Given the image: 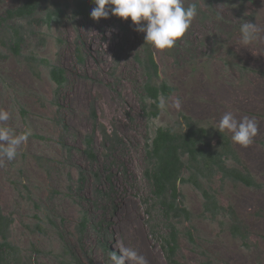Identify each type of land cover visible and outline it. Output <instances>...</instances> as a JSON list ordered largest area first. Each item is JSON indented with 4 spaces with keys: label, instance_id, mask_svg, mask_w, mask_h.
I'll return each instance as SVG.
<instances>
[{
    "label": "rangeland",
    "instance_id": "374dc122",
    "mask_svg": "<svg viewBox=\"0 0 264 264\" xmlns=\"http://www.w3.org/2000/svg\"><path fill=\"white\" fill-rule=\"evenodd\" d=\"M44 2L61 3L68 14L75 6L74 0ZM23 3L0 0V22ZM184 4H198L201 13L171 50L153 48L161 80L176 88L171 98L163 99V112L157 119L144 111L145 77L137 61L148 43L130 18L111 14L99 20L68 18L52 28L18 21L0 29V109L10 113L7 124L17 134L27 129L32 133L14 160L0 161V207L15 220L11 242L26 259L62 264L68 243L85 264L92 260L114 264L93 229L84 242L78 232L89 208L81 197H92L98 185L96 172L103 169L102 181L113 173L117 192L113 198L118 210L110 219L114 250L120 255L124 249L135 250L148 264H168L163 250L165 221L147 201L152 197L145 178L146 150L159 128H176L182 115L205 125H216L226 112L238 121L254 118L258 133L253 143L246 148L234 145L244 166L264 184V0H184ZM244 22L260 29L248 45L240 42L239 28ZM15 25L29 34L22 56L10 48V28ZM30 56L65 69L69 83L59 89L46 67L38 68L35 76L27 62ZM93 107L100 124L123 139L112 155L99 132L96 165L84 153L85 137L95 130ZM108 156H114L113 160L103 168ZM81 169L88 177L83 195L78 193ZM215 188L222 204L233 208L248 227L249 240L234 236L228 215L217 220L203 217L201 192L184 185L186 205L195 215L192 225L199 249L183 237L180 259L185 264H264V188L221 181ZM188 225L179 224L181 228ZM34 248L43 255L38 256Z\"/></svg>",
    "mask_w": 264,
    "mask_h": 264
},
{
    "label": "trees",
    "instance_id": "16d2710c",
    "mask_svg": "<svg viewBox=\"0 0 264 264\" xmlns=\"http://www.w3.org/2000/svg\"><path fill=\"white\" fill-rule=\"evenodd\" d=\"M75 6L68 14L67 7L61 3L45 4L44 0H24L22 6L16 10L7 12L0 22V29L4 24L26 22L28 26L45 25L50 28L70 18L73 20L87 19L91 10L95 7L93 0H74ZM198 13L200 6L195 4ZM13 34L10 38V48L17 55L22 56L23 47L26 44L28 32L23 26L15 25L10 28ZM81 61L85 60L81 57ZM139 66L145 77L142 86V98L144 111L150 119H157L163 112V99L171 98L176 93V88L167 81L161 80V66L154 49L149 45L144 46L143 52L137 56ZM32 73L37 76V69L46 67L50 70L52 81L59 89L69 83L68 73L65 69L53 66L49 61L35 56L27 58ZM92 116L95 130L85 137V155L92 165L99 163V155L96 149L97 134L100 132L104 138V147L112 151L123 144V139L116 131L111 133L108 128L100 124L98 112L92 108ZM216 125H205L193 117L182 115L176 128L161 127L157 130L152 143L147 145L145 178L151 187V199L147 200L153 209L160 210L166 235L163 242V250L168 264H185L181 258L182 238L189 240L190 244L199 249L196 228L192 225L195 219L194 213L186 205V196L182 191L184 185H191L201 192L203 202V217L214 220L223 215H228L231 222V230L236 238L249 240V229L242 222L233 208H226L215 188L218 181L224 184L233 182L243 184L251 188L262 189L264 184L259 182L247 167L244 166L236 146L228 132H219ZM69 130V125H65ZM74 150L73 147L70 149ZM114 156H108L103 168L113 160ZM233 163V164H231ZM114 164V162H112ZM103 169L96 172L98 182L92 197L87 200L85 186L88 183L87 171L81 169L80 185L78 193L82 194V200L88 202V207L83 213L79 225L81 242H84L90 230L97 235L100 245L108 257L112 253L120 255L114 250L111 242L114 233L112 230L111 214L116 213L113 196L117 194L113 173L105 182ZM73 190V187L71 188ZM188 223L185 228L179 224ZM15 220L7 216L0 207V264H48L36 259H26L21 249L11 242ZM40 230H42L40 228ZM38 256L44 252L36 250ZM202 254L211 260L207 252ZM212 264L211 262H208ZM62 264H85L73 246L66 244ZM91 264H95L93 260Z\"/></svg>",
    "mask_w": 264,
    "mask_h": 264
},
{
    "label": "clouds",
    "instance_id": "9594fccd",
    "mask_svg": "<svg viewBox=\"0 0 264 264\" xmlns=\"http://www.w3.org/2000/svg\"><path fill=\"white\" fill-rule=\"evenodd\" d=\"M95 7L90 16L93 20L108 18L113 15L122 20L130 21L135 25L137 32L145 34L144 40L152 48L165 52L175 47L198 14L195 4L185 7L184 0H93ZM217 19H222L218 16ZM260 29L257 25L244 22L239 28L240 42L248 45L257 39ZM180 105V100H176ZM10 113L0 109V161L14 160L17 149L26 145L31 129L16 133L15 129L8 126ZM219 132L231 133L233 143L241 147L250 146L258 133V125L254 118L247 116L238 121L231 112H226L216 124ZM133 260L135 264H148L144 255L135 250L124 249L121 255L111 254L114 264H125L126 260Z\"/></svg>",
    "mask_w": 264,
    "mask_h": 264
}]
</instances>
